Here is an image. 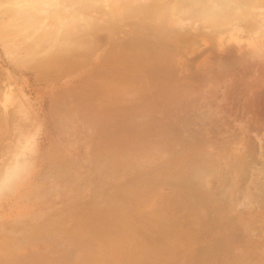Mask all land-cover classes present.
<instances>
[{"label":"rangeland","instance_id":"rangeland-1","mask_svg":"<svg viewBox=\"0 0 264 264\" xmlns=\"http://www.w3.org/2000/svg\"><path fill=\"white\" fill-rule=\"evenodd\" d=\"M7 2L0 7L7 34H0V264H244L242 213L246 206L254 213L264 181V97L251 81L258 72L264 89V0L248 3L252 16L242 5L255 29L234 21L240 28L221 25L212 35L203 16L192 21L203 28L189 33L188 20H179L180 35L162 39L146 33V18L129 15L126 26L74 33L79 45L60 44L55 55L63 37L52 42L41 24L36 49L29 36L36 26L24 30L18 4L13 14ZM3 8L15 16L7 20ZM230 39L259 61L248 78H236L245 80L242 89L232 87L222 58ZM166 40L170 48L160 47Z\"/></svg>","mask_w":264,"mask_h":264},{"label":"bare ground","instance_id":"bare-ground-1","mask_svg":"<svg viewBox=\"0 0 264 264\" xmlns=\"http://www.w3.org/2000/svg\"><path fill=\"white\" fill-rule=\"evenodd\" d=\"M0 1H3L4 3V5H2V3H1V5H0V7L2 6H6V2H7V0H0ZM6 1V2H5ZM9 2H12V4L13 3H15V5H17V7H15L14 6V4L12 5V6H8V8H10V9H13V6L15 7V8H17L18 9V11L17 10H14L13 9V14H15L16 13V11L18 12V15L20 16H18V15H16V16H18V18H16L15 19V21H18V19L21 21V19L23 20V22H22V24H24V23H28V24H30V25H28L27 24V28H26V26L24 27V26H22V27H24L25 29L24 30H26V29H29L28 28V26H33V27H35L36 26V29H35V31L34 30H30V29H32V28H30L29 30L31 31V33H29V30H27V32H26V35L29 33V36L31 35V38H32V40H33V37L32 36H34L33 34L34 33H36V36H37V34H38V28H40L41 29V26H39V25H41V24H43L45 27L44 28H48V31L47 32H49L48 34V37H50V39L49 40H51V38H53V37H59V38H61V37H63V40L60 42V41H58V42H60L59 44H58V46H57V48H58V51L56 52H54V55H55V53L57 54L59 51H60V47L62 46L63 47V45L66 47L67 45H70L71 43H75V42H77V44L79 43L78 41H75V42H71L72 41V38L71 37H74L73 36V34L74 35H76V32H78V34L81 36V35H84L85 33H88V34H85V35H91L92 33L94 34V32H97V31H99L98 29H100L101 27H102V29H104L103 27L104 26H106V23L107 22H110V23H112L113 25H116L117 23H121L122 25H125L126 26V24H125V20L126 19H129V15H131V16H139V15H141V18L142 19H140V21H144V18H146L145 20H146V25L144 26L145 28H146V33H149V34H154L155 36H157V35H160V37L162 38V39H166L167 38V35L168 36H170L171 35V33L172 34H174V33H176V34H174V35H177V32L179 33V30L181 31L182 29L181 28H179L178 27V23L180 24L181 23V21L180 22H178L179 20H188V22L189 23H187L186 24V26L188 27L187 28V32L189 31V33H190V30H192L194 27V29L196 30V28H200V26L201 25H203V26H206L207 28H208V30L206 29V28H204L205 30H207L206 31V33L208 32V31H212V35H213V31L215 32L216 30H217V32L219 31L218 29H221V32H222V29L224 30V27L225 26H223V28H220L219 26H221V25H227L228 26V28L229 29H227V30H230V28H232V25L235 23L234 21H236V23H238V25H240V24H245L246 25V28L248 29V27L250 28V30H251V27H253V25H256V24H254V23H252V22H254L255 21V19H254V21H253V17L251 18L252 20H250V17L253 15L252 14V12L249 10V8L251 7H253V5L252 6H249V8L247 7L248 6V3L251 1V0H248V2H247V0H8ZM214 1V2H213ZM255 0H253V3H249V4H254L255 5V2H254ZM247 2V3H246ZM8 3V2H7ZM214 3V5H212ZM244 3V4H243ZM245 3H246V5H245ZM24 4V5H23ZM239 5H241V7L239 6ZM244 7H246L248 10H247V12H249V13H246V14H248V15H251V16H249V19H247L246 18V14L244 13V11H245V8H242L243 6ZM12 7V8H11ZM240 7V8H239ZM237 8H239V11L241 12V10L242 9H244L243 10V12L242 13H244L245 15H243L242 16V13H241V16H240V12L238 13L239 15H237L236 16V14H235V11H236V9ZM1 9V8H0ZM5 8H3L2 9V12H3V10H4ZM241 9V10H240ZM8 9H6V10H4L5 12L7 11ZM238 10V9H237ZM1 11V10H0ZM11 11L10 12H6L7 14H6V17L5 16H3V17H5V18H7V20H8V16H15V15H13V14H11ZM5 12H4V14H5ZM246 12V11H245ZM251 12V13H250ZM10 15H9V14ZM214 13V17H212V15H211V19L209 20V15L210 14H213ZM235 15H234V14ZM1 14V13H0ZM215 14L217 15H219V16H215ZM200 16H202L201 18H200ZM203 16L205 17V18H203ZM206 16H208L207 18H206ZM239 16V17H238ZM198 17H199V19H204V21L206 20H208L207 22H208V24L207 23H205V24H202L201 23V25L198 27L197 25L195 26V25H193L194 23V20L195 19H197L198 20ZM223 17V18H222ZM131 18V17H130ZM184 18H187V19H184ZM215 18H216V20H215ZM223 19V20H221V19ZM244 18H246V20L244 19ZM202 19V20H203ZM212 19H214V20H212ZM2 20V19H1ZM95 20H97V21H95ZM98 20H100V23L101 24H99V21ZM212 20V22H210L209 23V21H211ZM220 20V21H219ZM6 20H4V22H5ZM19 21V23H21ZM177 21V22H176ZM193 21V22H192ZM203 21V22H204ZM3 22V23H4ZM98 22V23H97ZM136 22H138V21H136ZM135 22V23H136ZM177 24H176V23ZM192 24H191V23ZM16 22H14L13 24H14V26L16 25L15 24ZM134 23V22H133ZM252 23V26L250 25ZM0 24H1V22H0ZM12 24V25H13ZM108 24V23H107ZM141 24V23H140ZM145 24V23H144ZM182 24H183V22H182ZM258 24V23H257ZM2 25H3V27H2ZM1 26H0V28L2 29V28H4V24H2ZM6 26H7V23L5 24ZM109 25H111V24H109ZM142 25V24H141ZM237 25V26H238ZM250 25V26H249ZM8 26H11V23L9 24L8 23ZM17 26V25H16ZM108 26V25H107ZM117 26V25H116ZM129 26V25H128ZM130 26H132V25H130ZM143 26V25H142ZM234 26H236V24L235 25H233V27ZM236 26V27H237ZM123 27V26H122ZM121 27V28H122ZM137 27V26H136ZM202 27V26H201ZM222 27V26H221ZM239 27V26H238ZM114 28V27H113ZM127 28V27H126ZM203 28V27H202ZM201 28V29H202ZM240 28V27H239ZM245 28V29H246ZM254 28V27H253ZM15 29V30H14ZM20 29H22V28H20ZM34 29V28H33ZM39 29V30H40ZM100 30L99 32H97L98 34L99 33H102L103 31H108L107 30V28L106 29H104V30ZM108 29H110V31H111V27L110 28H108ZM132 29V28H131ZM203 29V31L205 32V30ZM233 29V28H232ZM236 29V28H235ZM255 29V28H254ZM253 29V30H254ZM5 29H3L1 32H3V34L0 32V34H2V35H7V34H4V33H6L5 31H4ZM7 31L9 30V32H7L8 33V35L11 33V31H16V33H18L17 35H16V38H20V39H24L25 37L23 36H21V33H20V31L19 32H17V30L18 29H16V28H13V30H12V28L10 29V28H7L6 29ZM11 30V31H10ZM37 30V31H36ZM42 30H45L46 31V29H42ZM42 30H40L41 32H39V34L40 35H43V34H45L46 32L44 31V33H43V31ZM125 30V29H124ZM129 30V29H128ZM142 30V29H141ZM186 30V29H185ZM198 30V29H197ZM200 30V29H199ZM249 30V29H248ZM113 31V30H112ZM202 30L199 32V33H201V32H203ZM226 31V30H225ZM224 31V32H225ZM231 31V30H230ZM234 31V30H233ZM237 31H239V30H237ZM80 32V33H79ZM116 32V31H115ZM131 32V31H130ZM183 32V31H182ZM192 33H193V31H191ZM195 32V31H194ZM236 32V31H235ZM241 32H244L243 30L241 31ZM241 32H239L240 34H241ZM19 33H20V35H19ZM23 33V32H22ZM43 33V34H42ZM84 33V34H83ZM113 33V32H112ZM169 33H170V35H169ZM183 33H185V35L187 36V38L188 37H190V39H191V36L194 34H196V33H193L192 35H187L186 34V32L184 31ZM183 33H182V35H183ZM198 32H197V34H199ZM245 33V32H244ZM252 33V32H251ZM254 33V32H253ZM14 35V33L12 32L10 35L11 36H13ZM97 34V35H98ZM140 34V33H139ZM214 34H216V33H214ZM217 34H220V33H217ZM216 34V35H217ZM233 34V33H232ZM235 34V33H234ZM234 34L232 35V36H234ZM249 34H250V32H249ZM255 34V33H254ZM40 35H38V36H40ZM78 35V36H79ZM101 35V34H100ZM179 35H180V33H179ZM184 35V36H185ZM194 35H193V37H194ZM208 35H210V34H208ZM207 35V36H208ZM211 35V36H212ZM243 35V34H242ZM248 35V34H247ZM251 35V34H250ZM253 35V34H252ZM257 35V34H256ZM47 35L45 34V37H46ZM77 36V37H78ZM95 36H96V34L94 35V38H95ZM196 36V35H195ZM244 36H246V35H244ZM243 36V37H244ZM249 36V35H248ZM1 37V36H0ZM9 37V36H8ZM7 37V38H8ZM28 37V36H27ZM26 37V38H27ZM66 37H70L71 38V40H68V38L66 39ZM82 37V36H81ZM158 37V36H157ZM159 37V38H160ZM164 37V38H163ZM166 37V38H165ZM192 37V40L195 38H193ZM210 37V36H209ZM209 37H207V38H209ZM11 38V37H10ZM13 38V37H12ZM11 38V39H12ZM25 38V39H26ZM41 38L42 37H39V41H38V43H37V41L35 40H30V41H32L33 43H34V45H35V47H36V44H38V45H40V40H41ZM87 38H89V36L87 37ZM90 38H92V37H90ZM93 38V39H94ZM102 38V37H101ZM133 38V37H132ZM225 38H227V35H226V37ZM246 38V37H245ZM250 38H252L251 36H250ZM262 38V37H261ZM81 39V38H80ZM92 39V40H93ZM153 39H155V37H153ZM152 38H151V40H153ZM160 40V39H158L157 38V40L156 41H162L163 42V40ZM173 39V38H172ZM189 39V40H190ZM243 39V38H242ZM249 39V38H248ZM254 39V38H253ZM49 40H47V42L49 41ZM53 40H54V38H53ZM53 40H51L52 42H53ZM58 40V39H57ZM79 40V39H78ZM84 40L86 41L87 39H85L84 38ZM101 40V39H100ZM99 40V41H100ZM131 40V39H130ZM147 40V39H146ZM150 40V39H149ZM149 40H147L148 42H150ZM174 40V39H173ZM173 40H171V42L173 41ZM184 40V39H183ZM209 40V41H208ZM207 41L208 42H210V39H208ZM227 40V39H226ZM233 40V39H232ZM231 39L229 40V42H231L232 41ZM257 40V39H256ZM260 40V39H259ZM18 41V40H17ZM55 41V40H54ZM80 41V40H79ZM90 41V40H89ZM128 41V40H127ZM133 41V40H132ZM146 41V42H147ZM167 41H169V40H166V41H164V42H166L167 44H165V45H163V43H162V45L163 46H160V47H163L164 48V46L166 47V48H170V47H167V46H169L170 45V41L169 42H167ZM205 42H207L206 40H204ZM225 41V40H224ZM253 41V40H252ZM255 41V40H254ZM24 43L26 42L27 43V41H23ZM35 42H36V44H35ZM47 42H45V43H43V44H45V45H47ZM81 42H83V40H81ZM90 42H92V41H90ZM94 42V41H93ZM130 42V41H129ZM136 42V41H135ZM140 42V41H139ZM147 42V43H148ZM153 44H154V42L153 41H151ZM175 42V41H174ZM181 42V41H180ZM190 42H191V40H190ZM193 42V41H192ZM207 42V43H208ZM228 42V43H229ZM246 42V41H245ZM24 43H22V44H24ZM49 43H50V41H49ZM49 43H48V46H49ZM127 42H125V44H126ZM137 43H138V41H137ZM146 43V44H147ZM156 43V42H155ZM225 43V42H224ZM249 43H250V41H249ZM256 43V42H255ZM257 43H259L258 42V40H257ZM42 44V45H43ZM60 44H62L60 47H59V45ZM81 44V43H80ZM100 44H101V42H100ZM128 44V43H127ZM158 44H159V42H158ZM157 43H156V46L158 45ZM175 44V43H174ZM177 44V43H176ZM175 44V45H176ZM210 44V43H209ZM237 45H239L238 43H236ZM235 44V45H236ZM28 45V44H27ZM31 45V44H30ZM33 45V46H34ZM37 45V46H38ZM41 45V46H42ZM57 45V44H56ZM73 47H74V45H76V43L75 44H71ZM79 45V44H78ZM82 45V44H81ZM129 45V44H128ZM161 45V44H160ZM211 45V44H210ZM217 45V44H216ZM229 45V44H228ZM44 46V45H43ZM51 46V45H50ZM85 46H86V44H85ZM97 46V45H96ZM98 46H99V44H98ZM132 46V45H131ZM135 46V45H134ZM224 46V48H223V50L224 49H226V51L223 53L222 51H219V52H221V53H223L222 55H224L222 58H224L226 61H227V63H228V65L231 67V69L229 70V78H231V80H232V82H233V85H232V87L233 86H235L236 84L238 85V84H242L243 85V83L245 82V80H241V81H239L238 79H236L238 76H240V77H242V78H244V79H246V78H248L247 77V74L248 73H250V71H253L254 69H255V71H253V72H256V68L257 67H260L259 66V61L257 60V61H255V60H253L254 58H250L252 61H254V62H251L248 58H247V56H246V54H247V52L246 53H244V51H246V50H241V49H243V48H241V47H234V48H232V46H233V43L231 42V45H229V47L228 46H226L225 44L223 45ZM24 47V46H23ZM32 47V46H31ZM35 47H32L31 49H29V48H27V49H29V52H30V50H31V52L32 51H35ZM62 47H61V49H62ZM80 47V46H79ZM81 47H84V46H81ZM158 47H159V45H158ZM159 47V48H160ZM225 47H227V48H225ZM26 48V47H25ZM38 47H36V49H37ZM40 48V47H39ZM47 49H48V47H46ZM52 48V47H51ZM77 48V47H76ZM85 48H88V47H85ZM174 48V47H173ZM176 48V47H175ZM219 48V47H218ZM238 48H240V50H238ZM247 48L249 49V46H247ZM246 48V49H247ZM44 49V48H43ZM50 49V48H49ZM90 49V48H89ZM234 49H236V51L234 50ZM51 50V49H50ZM55 50H57V49H55ZM80 50V49H79ZM82 50V49H81ZM80 50V51H81ZM152 50V49H151ZM159 50V49H158ZM171 50V49H170ZM237 50H238V53H237ZM250 50L251 49H249V50H247V51H249L250 52ZM69 51V50H68ZM152 51H154V48H153V50ZM50 52H52V50L51 51H49V53ZM195 52V51H194ZM197 52V51H196ZM47 53V52H46ZM67 53V52H66ZM79 53V52H78ZM87 53V52H86ZM156 53V52H155ZM52 54V53H51ZM59 54V53H58ZM65 54V53H64ZM74 54V53H73ZM153 54H154V52H153ZM218 55H219V53H217ZM66 55V54H65ZM68 55V54H67ZM58 56V55H57ZM63 56V55H62ZM160 56V55H159ZM165 56V55H164ZM214 56H216V54L214 55ZM213 56V57H214ZM251 57V56H250ZM51 58V57H50ZM68 58V57H67ZM162 58V57H161ZM165 58V57H164ZM220 58V57H219ZM157 59H158V57H157ZM214 59V58H213ZM51 59H49V61H50ZM53 60V59H52ZM58 60V59H57ZM56 60V61H57ZM167 60H168V58H167ZM218 60V59H217ZM55 61V62H56ZM162 61H164V59L162 60ZM170 61V60H169ZM250 61V62H249ZM41 62H43V60L41 61ZM40 62V63H41ZM46 62V61H45ZM66 62H67V60H65V64H66ZM68 62H69V60H68ZM70 62H71V60H70ZM167 62V61H166ZM165 62V63H166ZM223 62V61H222ZM164 63V62H163ZM210 63H212V61L210 62ZM254 63V64H253ZM60 64V63H59ZM67 64H69V63H67ZM208 64V63H207ZM206 64V65H207ZM221 64V63H220ZM236 64L238 65V66H236ZM165 65V64H164ZM222 65V64H221ZM253 65H256V66H254V67H256V68H252V66ZM226 66V65H225ZM220 67V66H219ZM224 68V67H223ZM227 68V67H226ZM251 70H250V69ZM209 69V68H208ZM228 69V68H227ZM259 69V71H260V68H258ZM262 69V68H261ZM215 70H217V69H214V71ZM220 70V69H219ZM161 71H163V68L161 69ZM207 73V72H206ZM260 73H261V71H260ZM214 74V73H213ZM223 75V74H222ZM253 75V74H252ZM198 76V75H197ZM196 76V77H197ZM215 76V75H214ZM251 76V75H250ZM261 76V75H260ZM193 77H194V75H193ZM211 77V76H210ZM209 77V78H210ZM221 77V76H220ZM252 77V76H251ZM168 78H169V76H168ZM214 78V77H213ZM218 79V78H217ZM216 79V80H217ZM202 80V79H201ZM237 81V82H235L234 83V81ZM247 80H249V79H247ZM195 81H197V80H195ZM206 80H204V82H205ZM252 82V84H253V88H254V92L253 93H255V95L256 96H258L259 98L261 97V98H263L264 97V89H259V86H258V84H260V77L258 76V72L257 73H255L254 74V77H253V79L251 80ZM201 82V81H200ZM203 82V81H202ZM250 82V81H249ZM188 83V82H187ZM192 84V83H191ZM245 84V83H244ZM185 85V84H184ZM187 85V84H186ZM236 85V86H237ZM240 85H238V86H240ZM241 85V86H242ZM247 85H248V83H247ZM261 86H263V84H260ZM193 86V85H192ZM201 86V85H200ZM236 86L234 87V89H236ZM241 86H240V88H241ZM246 86V85H245ZM249 86V85H248ZM247 86V87H248ZM188 87V86H187ZM202 87V86H201ZM200 87V88H201ZM207 88V87H206ZM191 89V88H190ZM190 89H189V91H190ZM242 89V88H241ZM186 90H188V89H186ZM185 91V90H184ZM192 91V90H191ZM203 91V90H202ZM233 91H236V90H233ZM197 92H199V91H197ZM238 92V91H237ZM236 92V93H237ZM185 93V92H184ZM193 93V92H192ZM233 94V93H232ZM181 95V94H180ZM185 95H186V93H185ZM244 95V94H243ZM183 96V95H182ZM255 96V97H256ZM190 97V96H189ZM176 98V97H175ZM260 98V100H262ZM186 99V98H185ZM191 99V98H190ZM264 99V98H263ZM166 100V99H165ZM243 100H245V98L243 99ZM242 100V101H243ZM167 101V100H166ZM255 101H256V99H255ZM264 101V100H263ZM247 102V101H246ZM171 103V102H170ZM169 101H168V106H169ZM174 103V102H173ZM260 103H262V102H260ZM166 104V105H167ZM264 104V103H263ZM235 105V104H234ZM238 105V104H237ZM243 105V104H242ZM258 105V104H257ZM190 107V106H189ZM244 107V106H243ZM263 107V106H262ZM168 108V107H167ZM169 108H171V107H169ZM165 109V108H164ZM259 110H261V111H258V112H262V110H264V109H260V108H258ZM236 110V109H235ZM247 110V109H246ZM249 110V109H248ZM248 110H247V112H248ZM252 110H253V108H252ZM251 111V110H250ZM249 111V112H250ZM22 112V111H21ZM253 112V111H252ZM163 113H165L164 111H163ZM162 113V114H163ZM257 113V112H256ZM263 113H264V111H263ZM170 113H168V115H169ZM249 114V113H248ZM243 115V114H242ZM255 115V114H254ZM166 116V115H165ZM31 117V116H30ZM29 117V118H30ZM255 117V116H254ZM253 117V118H254ZM245 119V118H244ZM252 119V118H251ZM256 119V118H255ZM254 119V120H255ZM31 120V119H30ZM24 121V120H23ZM257 121V120H256ZM262 121V120H261ZM25 122V121H24ZM243 122H244V120H243ZM27 123V122H26ZM256 122H254V124H255ZM30 124H31V121H30V123H29V126H30ZM176 124V123H175ZM257 124V123H256ZM178 125V124H177ZM249 125H250V123H249ZM25 126V125H24ZM26 127V126H25ZM28 128V127H27ZM164 128H166L167 129V127H165L164 126ZM175 128V127H174ZM242 128H244V127H242ZM259 128V127H258ZM182 129V128H181ZM254 129V128H253ZM264 129V128H263ZM23 130V129H22ZM243 130V129H242ZM241 130V131H242ZM258 130V129H257ZM165 131H169V130H165ZM31 132V131H30ZM173 132V131H172ZM243 132V131H242ZM263 132V131H262ZM256 133V132H255ZM264 133V132H263ZM262 133V134H263ZM191 134V133H190ZM246 134H248V133H246ZM170 134H168V136H169ZM178 135V134H177ZM180 135V134H179ZM194 135V134H193ZM259 135V134H258ZM165 136H167L166 134H165ZM164 136V137H165ZM171 136H173V134H171ZM182 136V135H181ZM248 136H249V134H248ZM164 137H163V140H165L164 139ZM169 138V137H168ZM180 138V137H179ZM167 139V138H166ZM246 139L247 140H249V137H247L246 136ZM252 140V139H251ZM259 140H261V139H259ZM258 141V140H257ZM171 142V141H170ZM181 142V141H180ZM185 142V141H184ZM166 143V142H165ZM189 143V142H188ZM259 143V142H258ZM176 144V143H175ZM183 143H181V145H182ZM167 145V144H166ZM180 145V146H181ZM174 147V146H173ZM186 147V146H185ZM176 148V147H175ZM178 148V147H177ZM164 150V149H163ZM177 151V150H176ZM189 151H191V148H190V150ZM193 151V150H192ZM239 152H241L240 150H238ZM172 152V151H171ZM173 152H175V151H173ZM252 152V151H251ZM262 152V151H261ZM166 153L167 152H165L164 153V155H166ZM176 153V152H175ZM174 153V154H175ZM188 153V152H187ZM170 154V153H169ZM198 154V153H197ZM251 154H253V153H251ZM257 154H259V153H257ZM190 155V154H189ZM195 155V154H194ZM194 155H191V156H194ZM261 155V154H260ZM260 155H258V156H260ZM184 155H182V157H183ZM186 156V155H185ZM254 156V155H253ZM257 156V155H256ZM181 157V158H182ZM255 157V156H254ZM253 157V158H254ZM261 157V156H260ZM263 157V156H262ZM166 158V157H165ZM191 158V157H190ZM249 158V157H248ZM182 159H184V158H182ZM181 159V160H182ZM185 159H187V158H185ZM193 159V158H192ZM252 159V158H251ZM166 160V159H165ZM189 160V159H188ZM187 160V161H188ZM193 161V160H192ZM196 161V160H195ZM199 161V160H198ZM184 162V161H183ZM191 162V161H190ZM180 163V162H179ZM189 163V162H188ZM191 164V163H190ZM195 164V163H194ZM173 165V164H172ZM180 165H182V164H180ZM179 165V166H180ZM191 165H193V164H191ZM174 166V165H173ZM185 166V165H184ZM172 167V166H171ZM189 166H187V168H188ZM186 168V167H185ZM178 169V168H177ZM181 169H182V167H181ZM189 169V168H188ZM173 170V169H172ZM181 171V170H180ZM264 179V178H263ZM261 186V187H260ZM260 188H259V192H257L256 191V196H257V199H258V205H257V207L254 209V210H252V212L254 211V213L253 214H251V212H250V208H251V206H246V207H244L245 209H243V215H245L244 216V227L242 228L243 229V233H244V237H245V242H246V246H245V251H243L244 252V257H245V259H244V264H264V181L260 184ZM257 190V189H256ZM250 194L251 193H249V196H250ZM254 195V194H253ZM248 196V195H247ZM252 199V196L251 197H249V199ZM245 200V199H244ZM246 201H248V200H246ZM245 201V202H246ZM252 201V200H251ZM255 201V200H254ZM249 202V201H248ZM247 202V203H248ZM249 204V203H248ZM252 204V203H251ZM256 204V203H255ZM247 205V204H246ZM249 207V208H248ZM253 207V206H252ZM253 218V221H254V218L256 219H259V226L258 225H256V227H254L255 228V233L253 234V236H252V240H251V237H250V228L251 227H249V225H251L250 223L251 222H253V221H251V219ZM256 219V220H257ZM257 222V221H256ZM254 223V222H253ZM255 225V224H254ZM252 241V243H250L249 241ZM8 242V241H7ZM5 244V243H4ZM8 244V243H7ZM6 245V244H5ZM252 260H253V262H252Z\"/></svg>","mask_w":264,"mask_h":264}]
</instances>
